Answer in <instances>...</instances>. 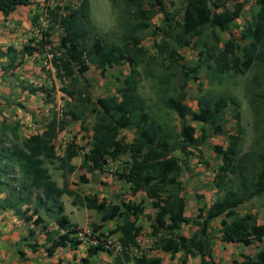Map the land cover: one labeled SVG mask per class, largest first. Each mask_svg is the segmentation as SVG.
I'll return each instance as SVG.
<instances>
[{"label": "trees", "instance_id": "obj_1", "mask_svg": "<svg viewBox=\"0 0 264 264\" xmlns=\"http://www.w3.org/2000/svg\"><path fill=\"white\" fill-rule=\"evenodd\" d=\"M64 1L56 0L53 8H46L50 16L48 26H40L39 35L32 36L26 46L3 48L0 45V65L4 72L19 67L27 56L45 53L55 77L68 81L61 88L66 98H63L61 116L54 115L41 132L22 136L18 132L19 124L5 119L0 122V212L10 210L17 218L32 223L33 228L27 230L21 241L34 239L28 243L29 248L36 251L43 247L48 256L58 247L77 248L82 243L79 237L82 228L70 221L61 200L66 194L73 196V205L79 203L80 194L69 189L71 174L77 167L90 174L102 172L109 160L116 161L128 154V159L111 174L130 183L131 195L143 191L145 197L139 201L120 198L112 202L99 198L96 193L82 196L83 205L99 214L100 223L91 224L98 233L97 241L87 247L80 264H91L101 251L112 252L106 248L101 232L103 223L111 220L115 221V227L109 233H120L121 252L114 257L115 264L131 260L134 264H161L159 256L143 253L131 258L127 253L137 244L141 231L137 222L145 213L146 199L154 209V215H148L152 219L151 234L155 237L153 248L173 257L182 252L178 264H186L189 257L197 256L200 264H214L211 221L220 215H224L221 241L243 246L254 242L262 244L254 256L241 252L242 259L236 264H264V225L258 222L257 212L248 210L241 214L238 211L243 203L264 195V0H256L258 9L242 28L240 41L234 37L222 41L218 32L229 29L241 16L243 0L231 8L230 0H184L181 7L173 10L167 8L165 0H119L120 43L93 33L90 0H79L76 6L66 7L62 6ZM32 3L34 0H0V11L6 16L18 5ZM157 14L162 17L160 24L154 26L152 19ZM35 17L34 14L33 25H37ZM57 26L63 33L54 44L51 33ZM142 32L155 38L156 54L142 45ZM184 47L197 49L195 65L184 62L179 53ZM3 59H7L5 65ZM89 63L94 64L101 75L106 74L108 67L123 64H128L129 73L117 77L120 85L115 94L93 98L85 76ZM203 66L214 71V79L219 83L229 72L233 76H244L252 71L244 83L254 116L255 138L248 150L241 149L244 131L239 126L240 104L235 97L224 91L215 94L209 91L198 98L197 110L186 104L187 82L198 79V71ZM140 67L145 76L159 83L152 104L146 102L139 90ZM173 77L175 84H171ZM30 91L33 93L35 89ZM229 105L236 111V133L227 134L225 147L211 146L222 160L214 177L215 186L222 194L209 207L198 208L192 220L197 228L187 237L178 232L190 221L184 214L181 197L184 185L180 176L190 156L207 163L201 145L211 136L210 130L214 134L227 133L220 121ZM157 110L165 111V116L175 113L179 131L168 125L165 116ZM188 117L201 124L199 132ZM72 122H79L82 130L89 133L90 142L87 146L80 145L71 138L60 155L54 140ZM123 129H134L131 141L120 135ZM79 155L82 159L77 166L72 159ZM49 165L60 172L61 186L53 179ZM79 181L85 183L88 178L80 174ZM43 216L54 218L58 227L50 229ZM36 229L45 235V243L35 241ZM17 253L19 259L24 260V252L17 250Z\"/></svg>", "mask_w": 264, "mask_h": 264}, {"label": "crops", "instance_id": "obj_2", "mask_svg": "<svg viewBox=\"0 0 264 264\" xmlns=\"http://www.w3.org/2000/svg\"><path fill=\"white\" fill-rule=\"evenodd\" d=\"M36 4L37 3H32L28 5H18L13 12H11L6 16L0 11V45L3 48H5L7 45H13L16 48H21L29 43V39L32 36L39 35L38 28L40 26L43 28V26L42 24H40L41 16L36 14L41 11V7L37 6ZM34 14L36 15L35 22L37 25L32 24V17L34 16ZM45 21L48 20L45 19ZM37 54L38 53H34L32 56H27L19 67L9 70L7 73H5L4 70H2L0 65V111L3 110L1 114L0 122L3 119H5L10 123L15 122L19 124L18 132L22 136H28L33 133L41 132L45 128L47 122L54 115H56V117L61 116L62 113L61 110H63V103L60 102L61 100L57 101L56 99H54L55 94H52L51 97H49L52 98L53 100H49L48 92L52 93V91L47 92L46 89L43 90L40 87L37 88L31 86L32 85L31 83L33 81L36 80H40L41 82L45 81L44 80L45 77L42 74L40 66L37 65L35 66L34 65L35 63L33 62V60H35V55ZM2 62L5 65L7 63V59H3ZM33 73L35 76L33 75ZM36 75H39L38 79ZM28 82L30 84H28ZM42 87L46 88L44 86ZM31 89H35V91L32 93L30 91ZM98 97H102V96H98ZM9 113L12 114L10 117H8ZM76 123L77 122H72L68 127L71 128ZM66 129H64L63 131H66ZM58 136L54 140L55 146H56V141L59 139ZM131 139L129 141H131ZM212 139L214 138L210 136L206 140V142L203 143V145H201V149L203 150V157L207 161V163L205 162L202 163L198 160L197 157L190 156L187 159L188 161L187 168L184 169L183 173L180 176V179L182 180L184 185V189L181 192V197L184 204V214L190 221L189 223L183 224L181 228L178 230V232L187 237L191 236L192 233L197 228L192 223V220L195 217L198 208L209 207L216 200V198L222 194V191L215 186V182H214L216 169L218 165L222 163V160L216 156L215 152L211 151V146L216 145V142H213ZM69 140H71V138L65 140L61 144L59 150L56 147V151L58 154L63 155L64 148ZM76 142H78L77 139ZM226 145H227V141L224 144V146ZM85 150H87V147ZM81 159H82L81 155L73 157L72 163L79 166L81 163ZM78 169L79 168L77 167L75 171H77ZM79 170L82 171V174L85 173L87 174L86 177H88L89 181L92 179V177H99L103 180L109 178L108 176H106L107 173L106 170L102 172L96 171L93 174L87 173L84 169H79ZM110 176H112V179H114L117 182L120 191L124 190V192L121 193L119 197H124L126 199H130L133 201H139L141 198L145 197V193L143 191H139L135 195H131L130 183L120 180L111 174ZM57 184L59 186L62 185V183L59 184L58 182ZM69 189H71L70 185H69ZM119 193H117L116 195H118ZM65 196L66 194L62 195L61 197L62 202L64 199H66L68 202H70L72 206L76 207L77 209H84L86 213L85 225H81L73 221L69 217V215L66 214L65 206H64V213L69 217L71 222L76 223L78 224L79 227L84 228L88 223V221L91 220L92 218L95 220L97 219L100 220L99 214L95 210L87 209L83 205L82 198H79L78 204L73 205L71 203L72 199L68 200V198H64ZM262 197L264 196H261V198ZM257 198L260 197H255L253 199H257ZM253 199L245 202V203H249L250 205L249 208L245 209L244 211H240V210L238 211L241 214L245 213L248 210L257 212L258 222L264 225V205L261 206L260 208H256V206H252ZM148 204H149V200L146 199L145 213L139 218L137 222V224L141 226L140 235L137 237V244L135 246H131L127 250V253L131 258L137 255H141L143 253L149 256H153V255L159 256L161 257L163 262L167 257H169L170 254L162 250L153 248L155 237L151 234L152 219L148 218V215L152 217L154 215V209L148 208ZM72 212L73 211H71V213ZM43 217L44 219H46L47 222L48 219H50L46 216ZM223 217L224 215H220L211 221L212 228L213 229L215 228L214 239L212 240V249H213L212 258L214 260V264L217 263V260L215 258L216 246L219 249L222 248L223 250H227V252L229 251L228 253H231L230 252L231 245H237L239 249L238 256H240V253L244 252L245 247H247L238 243H224L223 241H221L220 228H221V220ZM53 223L55 225L49 223L50 229L58 227V223H56L54 219H53ZM98 223L100 222L98 221ZM105 223H103V225H105ZM29 228H33L32 223L25 222L22 219L17 218L12 211L8 210V211L0 212V264H80L81 258L86 255V250L84 249V240H82V243L79 244L78 247L75 249H72L69 246L58 247L51 256H48L46 254L43 247H40L36 251H32L28 246V243L34 242V239L32 240L31 238H28L26 241H24L21 244V246H18L17 241L21 238L20 236L23 237L26 236L27 230ZM8 231H12V232L8 233ZM35 233H36L35 241L39 244L45 243V235L41 233L39 229H36ZM110 235L111 237H113L112 238L114 241L113 245L115 247L111 249L112 250L111 253H113L115 257L119 252H121L120 251L121 245L119 242L120 233L117 232ZM17 250H21L24 252V260L19 259L17 255ZM98 254L93 257L91 264H94L93 261L97 259V257H100V255ZM13 255H15V259L11 261V263L9 260H6ZM175 256L177 258H181L183 257V253L178 252ZM241 259L242 258H238L236 261H240ZM190 263L200 264L199 257L198 256L189 257L186 264H190ZM100 264H104V262L102 261ZM107 264H115V263L113 260V261H109ZM124 264H134V263L131 260L129 262H125Z\"/></svg>", "mask_w": 264, "mask_h": 264}, {"label": "rangeland", "instance_id": "obj_3", "mask_svg": "<svg viewBox=\"0 0 264 264\" xmlns=\"http://www.w3.org/2000/svg\"><path fill=\"white\" fill-rule=\"evenodd\" d=\"M184 0H165L166 6L168 9L173 10L174 8H179L182 6ZM240 0H230L228 3V6L234 7L238 4ZM244 6L242 8V14L241 16L236 19V21L232 24V26L223 31L218 32L222 38V41L226 40L229 37H234L238 41H240V34L242 28H244L249 20L251 19L252 15L257 11L258 5L256 3V0H243ZM35 3L38 4L39 7H41V11L36 13L37 15L41 16L40 24L44 28H46L49 24V14L46 11V8H53L56 4V0H35ZM79 3V0H65L62 3V6H76ZM120 11L121 7H119V0H90V19L91 23L95 26V29H93V33L96 35L101 36L107 41H113L115 43H120V34H121V28H120ZM66 11L63 10L62 13L64 14ZM46 14V16H45ZM161 14H157L152 19V25H158L161 21ZM47 19L48 21H45ZM44 21V22H43ZM153 27V26H152ZM63 30L61 27L57 26L52 31V40L54 44H57L59 42V38L62 35ZM142 45L145 46L151 54H156V49L153 46V41L155 38L150 36L146 32H142ZM222 45V42L221 44ZM180 55L183 57L184 62H186L189 65H195L198 62V56H197V49H192L190 47H184L179 50ZM45 53H40L35 55V60L33 62L34 65L40 66L42 74L44 75L45 81L36 80L33 81L31 86L41 88L43 90L52 91V93L48 92V95L51 96L52 94H55V98L57 101L61 100L60 102L64 104L63 98H65L64 93L61 91V88L66 86L68 84V81H60L55 77V70L54 68L47 62ZM140 72H142L140 76V84H139V90L141 95L144 97L146 102L148 104H152L153 100H155L157 96V88L159 86L158 80L154 78H150L149 76H145L142 70V67L139 68ZM178 71V69H175ZM7 73V72H5ZM129 73V66L128 64H123L120 66L114 65L112 67H108L106 70L105 75H101L99 70L95 67L94 64L89 63V69L85 73L86 78L89 81L90 89L92 92L93 97L97 98L98 96H107V95H113L116 93V88L120 85V82L117 81V77L121 78L124 75ZM252 74V71H248L246 75L244 76H233L230 72L228 73V77L224 79L221 83L216 82L215 73L213 70L206 69L204 66L201 67L198 71V79L189 80L187 82V96L185 99V102L188 106H190L193 110L198 109V98L205 94L206 92H212L216 93L219 91H224L225 94H228L230 96L235 97L236 101L240 104V122L239 126L243 129V141L241 144L242 151H246L250 148V146L253 143V140L255 138V133L253 131V122H254V116L251 110V107L248 103L246 93L244 90V83L247 77H250ZM34 75V73H33ZM35 76V75H34ZM37 79L39 78V75H36ZM55 77V78H53ZM165 77H162V80H164ZM41 82V83H40ZM176 78L173 77L171 79V84H175ZM28 84H30L28 82ZM41 84V85H40ZM42 86L46 87L43 88ZM66 99V98H65ZM157 108H154L156 110ZM2 111H0V119ZM165 111L163 110H157V113L162 114L161 116L164 117ZM235 109L233 105H229L224 110L223 118L221 119L220 123L222 124V127L227 133H220V134H214L210 130L212 141L216 142V144H221L223 147L224 144L227 141V134L228 133H236L237 130V123L234 118ZM12 114L9 113L10 117ZM189 120V123L194 125L197 129V132H199L200 123L192 121L190 117L187 118ZM164 120L167 122L168 125L174 126V129L176 131H179L180 124L179 120L175 113L170 112L169 114H166ZM92 122V121H89ZM120 135L125 137L126 141H129L133 135H134V129H123L120 132ZM89 133L82 130L80 124L77 122L74 126L71 128H67L66 131L59 133V139L56 141V147L59 150L61 144L70 138L77 139V141L87 146L88 142H90ZM211 151L213 149L211 148ZM128 159L127 156H123L120 159L116 161L110 160L107 167H106V176H108V179H101L99 177H92V179L85 183L79 181V175L82 174V171L79 169L75 171L73 174H71L69 178V185L72 190H76L80 194V198H82L85 194L90 193H96L99 198H105L108 201L117 202L120 198L119 197L121 193L124 192V190L119 189V186L117 182L112 179V176H110L111 172L113 170L119 169L122 164ZM50 171L52 173L53 179H55L59 184L62 183V179L60 177V172L55 170L51 165H49ZM100 174V173H99ZM87 176V174L85 173ZM90 175V174H88ZM112 175V174H111ZM88 178V177H87ZM120 192V193H119ZM119 193L118 195H116ZM5 193H2L1 195L4 196ZM264 196V195H263ZM64 198H68V200H71L73 196H65ZM64 206H65V212L69 217L81 224L85 225L86 222V213L84 209H77L76 207L72 206L70 202H68L66 199L63 200ZM258 203V204H257ZM264 205V197H260L257 199H253L252 206H256V208H260ZM249 203H244L238 207V210L244 211L245 209L249 208ZM148 208H151V206L148 204ZM71 211H73L71 213ZM51 219V218H50ZM48 219V222L52 225H55L53 223V219ZM100 222L99 219H91L88 221L86 226L82 228L81 233H79V237L84 240V249L86 250L87 247L91 244H95L97 239L96 235L97 232L93 231L92 223H98ZM115 221H108L103 225L101 232L104 234L103 240L106 239L105 246L106 248L112 249L114 247V241L113 237H111L109 230L114 229ZM89 230V231H86ZM12 231H8V233H11ZM213 232L215 234V228L213 229ZM21 238L17 241V245L21 246V244L24 242L21 241L23 236H20ZM108 237V238H106ZM92 241H95V243H92ZM110 241V242H109ZM262 244L259 242H254L250 246L245 247L244 252L248 255L253 256L259 248H261ZM238 246L237 245H231L230 252L228 253L227 250H223L222 248H218L216 246L215 249V258L217 260L216 264H236V260L238 258H241L238 256ZM119 254V253H118ZM155 254V252H154ZM18 255V253H17ZM100 257H97L93 262L94 264H100L102 261L104 264H107L109 261L114 260V254L110 253L108 251H101L99 252ZM19 257V255H18ZM237 257V258H236ZM15 259V255L9 257L6 260H9L10 263ZM178 259L176 256H170L167 257L162 264H178ZM81 263V261H80ZM192 264V263H190Z\"/></svg>", "mask_w": 264, "mask_h": 264}, {"label": "built area", "instance_id": "obj_4", "mask_svg": "<svg viewBox=\"0 0 264 264\" xmlns=\"http://www.w3.org/2000/svg\"><path fill=\"white\" fill-rule=\"evenodd\" d=\"M48 57H51V53L50 54H48ZM62 111V110H61ZM60 111V112H61ZM86 231H89V230H86ZM92 243H95V241H92Z\"/></svg>", "mask_w": 264, "mask_h": 264}]
</instances>
